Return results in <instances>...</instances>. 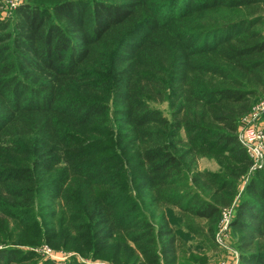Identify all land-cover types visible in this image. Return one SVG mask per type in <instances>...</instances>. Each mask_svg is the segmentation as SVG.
<instances>
[{"label": "trees", "instance_id": "obj_1", "mask_svg": "<svg viewBox=\"0 0 264 264\" xmlns=\"http://www.w3.org/2000/svg\"><path fill=\"white\" fill-rule=\"evenodd\" d=\"M263 26L264 0H26L0 20V264H64L18 248L41 244L204 264L223 210L238 264H264V165L237 139Z\"/></svg>", "mask_w": 264, "mask_h": 264}, {"label": "rangeland", "instance_id": "obj_2", "mask_svg": "<svg viewBox=\"0 0 264 264\" xmlns=\"http://www.w3.org/2000/svg\"><path fill=\"white\" fill-rule=\"evenodd\" d=\"M26 0H0V20H6L9 19L12 15L13 12L16 10V8L23 4V2ZM39 2H43V1H39ZM39 2H36L39 3ZM263 29V33H264V26L262 27ZM158 108L160 110H162L164 113H167V108L165 105H161L158 106ZM256 111L257 112V118H256V122L259 126L264 128V98L260 100V102L256 105L255 109H253L252 111ZM123 129L121 127H117L115 129L116 133H120L122 132ZM264 165V160L262 162V164H259L257 166H253L252 170H259L263 167ZM197 167L198 170L200 171H210L212 173H216L218 171V166L217 164L214 162V160L212 159H207V158H201L198 160L197 162ZM244 185V181L241 183V189ZM146 195H144V197L141 198V200L144 198L145 200H147L148 197H145ZM45 204H48V202L45 201ZM224 211H230V210H223L221 213V220L219 222L218 225V235L221 234V232H223L224 234V246L222 247H218L216 251H209V252H205L204 253V264H238V253L235 251V249L233 248L232 245V241H234L233 236L231 234L230 229L228 228V224L229 222H227V224L225 225V222L223 221V212ZM149 212L152 213V210H150ZM149 214V213H148ZM155 219H157V215L153 214ZM231 215V213H230ZM166 218L171 222V224L174 227H177V222H178V216L176 215L175 212L173 211H168L166 209ZM231 218V216H230ZM229 218V221H230ZM40 219V218H39ZM189 240V247L190 250H188V253H192L195 255H200L202 252L196 248H194V241L193 239H188ZM57 243L61 242L58 239L55 241ZM17 246V245H14ZM23 246H18V248H22L25 250H30L32 252H34L35 254H37L40 257V262L42 260H49V261H55V262H59V263H64L66 264L67 261H72V259H75L76 261H81V258L72 251H66L63 248H59V247H52L48 244H41L40 246L34 247V248H30L27 245ZM27 248V249H26ZM47 250H49L50 252L48 253ZM39 261H37L38 264ZM85 262V261H84ZM87 263L90 264H110L105 260H95V261H86Z\"/></svg>", "mask_w": 264, "mask_h": 264}, {"label": "built area", "instance_id": "obj_3", "mask_svg": "<svg viewBox=\"0 0 264 264\" xmlns=\"http://www.w3.org/2000/svg\"><path fill=\"white\" fill-rule=\"evenodd\" d=\"M256 118L257 112L255 110L244 116L240 121L237 133L240 145L246 150L254 166L262 164L264 160V128L257 124ZM222 216L226 225L229 222L230 211H224ZM223 237V232L217 236V242L221 245H223ZM47 252L50 251L47 250Z\"/></svg>", "mask_w": 264, "mask_h": 264}]
</instances>
